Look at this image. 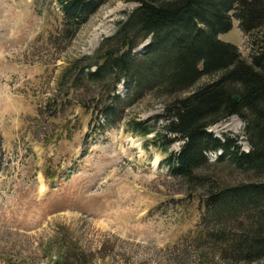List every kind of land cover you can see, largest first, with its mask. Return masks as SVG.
<instances>
[{
    "label": "rangeland",
    "instance_id": "obj_1",
    "mask_svg": "<svg viewBox=\"0 0 264 264\" xmlns=\"http://www.w3.org/2000/svg\"><path fill=\"white\" fill-rule=\"evenodd\" d=\"M136 5L109 0L69 37L56 0H0V264H264L227 253L231 236L247 234L254 221L231 218L224 206L213 215L206 206L211 185L236 183L242 174L208 151L201 174L184 181L152 144L155 132L163 143L169 138L164 95L123 100L120 118L103 126L95 95L102 99L111 84L61 78L67 64L77 69L71 57L91 56ZM218 38L250 58L251 39L238 19ZM131 118L152 129L147 137L130 132ZM244 128L231 115L207 130L247 151ZM181 144L173 141L168 152Z\"/></svg>",
    "mask_w": 264,
    "mask_h": 264
},
{
    "label": "trees",
    "instance_id": "obj_2",
    "mask_svg": "<svg viewBox=\"0 0 264 264\" xmlns=\"http://www.w3.org/2000/svg\"><path fill=\"white\" fill-rule=\"evenodd\" d=\"M108 1L56 0L62 14L60 30L73 37ZM132 1L137 5L117 22L114 33L104 37L91 56L71 57L77 69L71 71L67 64L61 78L111 84L102 99L99 90L95 95L103 126L120 118L123 100L133 103L151 92L164 95L163 135L169 138L163 143L158 140L161 133L155 132L151 142L166 155L170 174L190 181L208 163L206 153L220 150L216 162L228 161L243 177L236 183L211 185L206 206L213 215L224 206L231 218L245 215L254 221L247 234L231 236L226 242L230 253L225 251L236 261L264 260V0ZM234 18L251 39L249 59L236 44L218 38L232 29ZM145 39L144 52L135 57L134 48ZM204 76L210 79L197 85ZM119 83L124 88L121 97ZM236 95L239 102L234 101ZM231 115L245 120L248 151L237 140L227 135L220 139L207 130ZM129 122L132 134L147 137L152 130L142 119ZM178 139L183 141L178 151L168 152Z\"/></svg>",
    "mask_w": 264,
    "mask_h": 264
},
{
    "label": "water",
    "instance_id": "obj_3",
    "mask_svg": "<svg viewBox=\"0 0 264 264\" xmlns=\"http://www.w3.org/2000/svg\"><path fill=\"white\" fill-rule=\"evenodd\" d=\"M239 100H240V96L239 95H236L235 98H234V101L235 102H239Z\"/></svg>",
    "mask_w": 264,
    "mask_h": 264
},
{
    "label": "bare ground",
    "instance_id": "obj_4",
    "mask_svg": "<svg viewBox=\"0 0 264 264\" xmlns=\"http://www.w3.org/2000/svg\"><path fill=\"white\" fill-rule=\"evenodd\" d=\"M207 154V153H206Z\"/></svg>",
    "mask_w": 264,
    "mask_h": 264
}]
</instances>
